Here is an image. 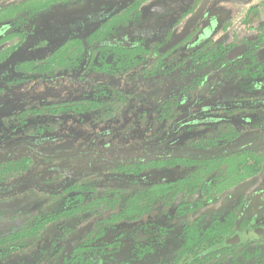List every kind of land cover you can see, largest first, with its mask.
Here are the masks:
<instances>
[{"label": "trees", "instance_id": "trees-1", "mask_svg": "<svg viewBox=\"0 0 264 264\" xmlns=\"http://www.w3.org/2000/svg\"><path fill=\"white\" fill-rule=\"evenodd\" d=\"M11 3L0 9V45L13 39L18 41L11 50V52L17 50L18 53L12 68L25 59L28 51L24 46L28 42L25 39L28 27L25 26L31 25L33 28H40L44 23L49 25L48 18L55 13L63 14L62 19L64 20L65 16H70L78 11L103 9L102 17L95 21L94 26L81 35L68 40L72 42L70 45L55 48L54 52L59 51L58 64L67 68L69 72L73 68L80 69L75 66L82 65L84 62L83 67L91 74L94 86L97 89L100 88V91H103L102 94L106 93L110 97L106 99V95L101 97L100 93L95 91L90 97L65 101L64 105L51 103L47 106L51 108L50 110L59 111L63 108L66 109V106L77 112H85L87 109L99 110L101 105L105 106L106 103H111L113 97L121 100L128 95L135 97L134 101L127 100L122 112L116 113L117 117H121L120 122L123 125L134 123L137 126L135 118L139 114H146L147 109L150 111L147 119H152L155 124L159 120L165 127L171 125L172 122L179 126V123H182L186 118L176 114L181 111V107L177 105H184V103L173 97L165 98V100L160 99L161 102H154L156 106L160 105L157 108H160L161 112L155 114L156 106L148 105L145 111L133 113L135 107H141L137 105L138 96L141 93L144 94V90L141 84L139 86L137 81L132 80L131 76L134 71H131L136 65L142 63L149 48L140 38L124 40L119 37L125 36V25L129 26L131 22L138 23L140 0H22ZM98 4H102L104 7H99ZM215 18L217 22L220 20L218 16ZM84 20L86 23L89 22L87 17H84ZM240 20L244 24L252 23L248 20L247 14L243 15ZM258 25L257 38L247 41L245 50L233 60L242 62L243 59L248 58L250 62H243L232 67L229 73L224 74V82L217 87V90L212 91L216 92L222 100L228 97L222 103L226 108L236 110V107L241 109L247 107L252 111L257 109L254 112L261 119L264 118V101L254 97L264 95V61H260L253 55L255 51L264 46V24ZM210 32L209 29L200 32L197 39L208 38ZM209 45H212L210 50L203 52L200 56H198L200 52L194 55L195 60L199 62L207 61L203 64L209 66V70L204 71L202 64L198 65L201 70L195 69L196 71L187 77L185 75L180 77L178 88L180 92L187 95L185 99L190 97L191 100H194L201 95L204 96L211 89L208 86L205 87L207 77L216 69L228 68L229 64L233 62L226 56L231 50L232 44H220L211 39ZM95 51L97 52L94 53ZM155 52L158 54L157 59H160L159 65L165 66L163 59L167 53L163 50ZM8 56L5 51H0V63ZM218 58L219 60L216 62ZM6 75L7 73L3 75L0 83ZM108 86L112 88V91L108 89ZM148 89L150 88L148 87ZM120 100L113 99L114 102L119 103ZM44 112L40 107H37L36 115L32 116L35 118L29 122L32 123L34 119H39L40 114ZM29 122L26 123L29 124ZM152 128L157 130L151 135L152 141L155 138H160L156 143L151 144V154L154 155L159 153L160 146L167 145L168 139L171 137L169 134L159 135L156 126ZM221 128L214 126L199 139H190V147L200 148L199 151L192 154L193 156L186 152H182L184 153L182 156L169 158L154 155V158L151 157L147 161L136 156L126 164L122 159L121 162L116 163L113 175L109 177L113 180L105 181L102 184H96V182L94 184L88 180L75 181L53 195L52 197L55 198L50 199V204L45 208H39L44 205V201L40 206L37 203L38 208L34 210L35 215L31 213L28 215L29 222L22 225L0 227V264H30L34 262L36 255L42 251L37 248L36 244L44 238V231L59 233V236L63 238L64 235L76 228L77 224L86 217L85 215L91 214L96 216L94 229L78 235L73 240V246L63 256V264H154L159 258L156 259L158 253L152 246L153 237L150 234L157 232L162 237L164 232L161 228L160 231L157 229L158 227L155 228L151 221L153 219L145 224L140 218L147 220L156 216L160 212L161 206H165L166 203L174 201L181 195L182 201L178 203L175 213L178 216L196 213L201 204L199 199H185L183 192L186 191V188L189 187L188 195L186 193L188 197L191 196L190 193L199 190H202L204 194L211 192L216 184L228 180L232 168L238 170L239 165L237 164L239 163L241 166L243 163L240 160L237 162L235 158H232L233 162L230 161L229 157L233 156L232 150L223 148L217 151L215 149L217 145H220L218 144L219 140L227 141L233 136V133L227 128ZM101 130V128L94 130L97 142L100 141ZM117 130L116 126L112 132H109L113 133V136L107 147L112 151L116 150L117 144L121 143L120 139L124 136L121 138L114 136ZM123 148L132 150L131 152L134 154L141 150L146 152V145L142 141L127 143ZM28 161L29 157L27 156L0 160V182L7 185L5 178L11 176L10 173L26 170L29 167ZM183 167L185 173H182L181 176L174 179V176L170 175L176 171L175 168L182 169ZM216 167L222 171L220 174L215 173ZM155 174H158L159 178L161 177L160 180L153 178L156 176ZM159 174L161 175L159 176ZM213 181H217L216 184ZM242 205L243 203H240L234 209L225 208L204 212L195 219L186 221L177 248L178 254L171 264H264V248H259L255 244L257 242L235 239L232 241L235 234L245 230L251 224L258 229L260 237H264V224L258 223V219L262 216L261 209L257 207L260 204L251 207ZM3 214L4 212L0 211V217ZM245 215H247V219ZM238 216L244 217L240 221ZM238 222L239 226H237ZM156 241H158L157 238H154V242ZM44 243L56 245L57 241L52 238ZM223 256H226L225 262L216 261Z\"/></svg>", "mask_w": 264, "mask_h": 264}, {"label": "rangeland", "instance_id": "rangeland-1", "mask_svg": "<svg viewBox=\"0 0 264 264\" xmlns=\"http://www.w3.org/2000/svg\"><path fill=\"white\" fill-rule=\"evenodd\" d=\"M18 1L22 0H0V9L9 6L11 2ZM220 1L225 4V8L222 18L218 22L214 16L194 27L186 23L187 21L191 23L190 20L192 21L194 17L187 19L186 22L181 21V26L177 27L179 40L176 43H178L179 48L187 47L189 44L184 38L185 34L189 33V36H191L197 28L210 27L211 23L209 38L214 41L217 40L221 44H232L231 50L226 54L227 58L233 61L242 54V51L245 50V44H247L245 38L256 36L257 30L255 29L259 28L258 24L262 22L264 16L261 13H251L252 23L250 25L242 24L240 18L246 13H236L229 16L227 12L230 10L231 0ZM247 5L245 3L244 9ZM66 23L63 22V24ZM146 29L150 28L146 27ZM159 31L156 35L159 34ZM35 35L31 33L29 38L32 39ZM69 36L65 35L64 37L44 40L40 44L33 43L31 47L29 46L25 59H22L16 70H12L7 75L5 82L0 85V160H10L20 156L29 157V167L26 170L14 174L10 173L11 176L5 178L7 185L0 182V211L4 212L0 217V227L25 224L30 221L28 215L30 213L34 214V210L38 208L37 203L40 206L44 201V205L39 208H45L50 204L49 200L55 198L52 197L53 195L75 181L88 180L94 182V184L95 182L96 184L109 182L113 180L109 177L113 175V168L116 163L121 162L122 159L125 164L132 161V150L127 148L118 150L116 148L115 151H112L107 147L113 136V133L109 132H112L113 128L121 123V117H117L118 114H116L122 112L120 103L112 104V106L111 103L107 105L111 106L113 110L112 114L107 117H100L99 115L94 118V114L89 113L93 117L91 121H84L89 120L87 116L81 115L80 118L75 110L66 109L61 112H53V114L43 113L44 115L41 114L39 120L34 119L32 123L29 122L35 118L31 117V114H34V108L39 102L75 101L81 97L91 96L90 89L84 88V85L91 81L87 71L81 70L78 74L68 72V76L63 77L54 73L56 68L48 69L51 66L49 61L51 51L57 46L58 42H60L59 45L66 46L68 43H64L63 38ZM152 36L155 35H150L151 39H154L155 37ZM195 39L196 37L193 41ZM192 42H190L191 45ZM13 45L14 41H7L0 45V51H5L11 55L10 49ZM253 55L260 61H264V46L255 51ZM243 62L250 61L248 58L243 59L242 62L233 61L229 64L226 72L229 73L232 67ZM25 84L26 86H24ZM149 85L151 84L147 83L146 87L148 88ZM108 89L112 91L110 86H108ZM186 96L181 95L177 99L184 105H177L181 107V111L176 114L186 117L182 123H179V126L172 122L171 125L165 127V125L162 126L161 121L157 120V124L149 123L151 126L147 130L148 123L145 125L147 118L146 114L143 113L139 116L144 117L146 120L140 121L139 125L142 122V125L145 126L139 127L140 129L137 128L136 131L131 128L133 124L129 123L124 128L120 126L114 136L120 138L123 135H125L123 137L129 136L128 139L122 140L125 144L140 140L152 141L151 135L157 131L152 127L156 126L159 135L169 134L173 139L174 157L184 155L182 152L193 156L192 154L199 151L200 148L190 147V139H199L201 135L209 132L214 126L219 129L221 127L227 128L233 133L232 138L227 139V141L219 140L218 144L220 145H217L215 149L217 151L223 148L232 150L233 156L229 157L230 161L233 162L232 158H235L237 162L242 161L243 165L240 166L238 163V170L234 168L231 171L229 170L230 175L227 181L220 184L213 181L216 185L211 192L204 194L202 190H199L190 193L191 196L188 197L186 193L188 195L189 187L186 188V191L183 192L185 199H199L201 205L196 213L184 216H178L175 213L178 203L182 201V195L180 194L181 196L174 201L161 206L160 212L156 216L147 219L149 222L153 219L151 221L155 228H161L165 234L162 237L157 232L150 234L153 237L152 246L158 253L156 259L159 258L154 264H171L174 262L173 260L178 254L177 248L181 240L184 223L195 219L201 213L225 208L234 209L240 203H243V207L260 204L257 207L261 209L262 216L258 219V223L264 224V118L259 119L254 112L257 109L252 111L247 107L243 109L236 107V110L226 108L222 103L228 97L222 100L214 91L209 90L204 96H199L196 99V105L191 103L193 101H189L191 100L190 97L185 99ZM260 96L262 95L254 97L264 101V95ZM127 98V100H130L129 102L134 101V97L133 99ZM147 100L148 98H144L145 102ZM157 112H161V109L157 108L155 114ZM102 114H104V111ZM26 122H29V124ZM98 128L102 129L99 142L96 141V136H94V130ZM138 134H142L141 137H138L140 140L136 137ZM159 139L155 138L153 141L156 143ZM184 140L187 142L186 144L183 143ZM150 144L147 155L141 154V159L144 158L145 161L150 156L154 157L149 150ZM159 153L157 155L163 157L164 150ZM183 171L184 167L182 169L177 168L174 173L175 178L185 173ZM214 171L216 174L222 172L218 167ZM153 178L160 180L161 177L154 176ZM85 216L76 228L64 235L63 238L59 236V233L44 231V238L36 244L37 248L42 249L41 254L38 253L34 262L30 264H63V256L73 246V240L78 235L94 229L95 214ZM238 217L241 221L244 216ZM245 217L248 218L247 215ZM140 219L145 224L148 222L142 218ZM237 226H239V222ZM254 233L257 237L251 240L257 242L255 244L259 248H264V237H260L257 229ZM52 238L57 241L56 245L51 244V246L44 243V241ZM154 238H157L158 241L154 242ZM225 257H219L216 261L223 263Z\"/></svg>", "mask_w": 264, "mask_h": 264}, {"label": "flooded vegetation", "instance_id": "flooded-vegetation-1", "mask_svg": "<svg viewBox=\"0 0 264 264\" xmlns=\"http://www.w3.org/2000/svg\"><path fill=\"white\" fill-rule=\"evenodd\" d=\"M141 1V5L139 7V20L137 24H134L133 22L130 23L129 26L124 27V33L125 36H120V39H135V37L140 38L143 40V43H145V45L149 48V52L147 54H145V57L142 60L141 64H138L134 67V70H132L131 72L134 71V74H132V80L137 81L138 85L141 87H143L144 90V94H140L138 96V107H135V111L133 113H135L136 111H145L147 109L148 105H155L154 102H161L160 99L165 100V98H176L179 99V97H181V95H185V93L180 92L179 91V83H180V77L182 75H185L186 77L191 74L193 71L197 70H201L200 66L198 65H202L203 63L207 62V61H201L199 62L198 60H195L194 55L195 53L197 54V52H200L198 56H200L203 52L210 50L212 45H209V41L212 39L205 38V39H197V36L200 32L207 30V29H211L209 26L203 27V29H201L200 27L197 28L196 32L191 34V36H189V33L185 34L184 38L185 40H187L189 42L188 46L186 47H180L178 46L177 40H179V35H178V30L177 27L181 26V21L184 20V22H186L187 19L194 17V19L188 23V21L186 22L187 24H189L191 27H194L195 25H198L200 22L205 21L206 19H208L209 17H215L218 16L221 20L222 18V13H224V8H225V4L222 3L220 0H140ZM231 6H230V10H228L227 13H229V16H233L236 13H246L248 15V20L250 22V14L256 10L258 7H264V1L261 0L259 2H257V0H231ZM245 3H247V7L246 9H244ZM103 4V3H102ZM102 4H98L99 7H104L102 6ZM243 4V5H242ZM242 5V7H241ZM97 9V10H96ZM95 10L93 9H88V10H84V11H78L70 16H65V19H62V15L61 13H55L54 15H51L48 20H49V25L47 24H43L45 26V28H43L44 26L42 25L40 28H33L31 27V25H27L25 26L26 28L28 27V29H26V37L25 39L28 41L26 43L25 48L28 49L29 51V46L31 47L33 43H37L40 44L42 43L44 40H50L53 38H59V37H64L65 35H70L67 40H65L66 38H63V41H65L64 43H68L66 46L70 45V40L72 37H76L78 35H81L84 31L90 29V27L95 25V21H98L101 17H102V13L103 9H98L96 8ZM244 9V10H243ZM243 10V11H242ZM233 13V14H231ZM212 14V15H211ZM244 14V15H246ZM208 16V17H207ZM84 17H87V20L89 21L88 23L85 22ZM182 18V19H181ZM195 20V22H194ZM63 22H67L66 24H63ZM62 23V25H61ZM240 23L244 24L243 22L240 21ZM263 23V22H260ZM259 23V24H260ZM264 24V23H263ZM211 25V23H210ZM30 26V27H29ZM146 27L150 28V29H146ZM255 29V28H254ZM160 30V31H159ZM258 30V29H255ZM157 31H159V34L156 35ZM36 34L34 37L29 38V34ZM130 36H127V35ZM196 34V35H195ZM256 36L255 37H248L245 38V40L247 41H253L257 38V33H255ZM150 35H155L152 37H155L154 39H151ZM194 37H196V39L193 41ZM208 39H210L208 41ZM213 40V39H212ZM10 41H14V45L13 47L16 45V42L18 43V41L10 40ZM193 41V42H192ZM216 42L220 43L219 41L215 40ZM190 42H192V45L190 44ZM5 43V42H4ZM60 42H58L57 46H55L53 48V50L51 51V57H50V64L51 66L48 67V69H55L54 73L59 74L58 76H63L66 77L68 76V70L67 68H63L62 66H60L58 64L59 61V51L58 52H54L55 48H59V47H66L63 46L62 44L59 45ZM126 44V43H123ZM130 44V43H128ZM245 44V43H244ZM162 45V46H161ZM13 47L10 49L12 50ZM159 47H163V48H159ZM24 48V47H22ZM246 48V44L245 47ZM243 48V50H244ZM22 50V49H20ZM157 50H163L165 51V53H167V56L164 57L163 59V64L165 66L159 65L160 64V59L158 60V54L155 52ZM17 51V50H16ZM11 52V55H8L10 57H8L7 59H5L3 62L0 63V80L3 77V75L5 73H7V75L9 73H11L12 70H16L17 66L15 65L14 68H12V64L16 58V55L18 54L17 52ZM27 51V52H28ZM4 52V51H2ZM26 52V55H27ZM97 51H95L94 53H96ZM243 52V51H242ZM219 60L216 59V62ZM209 61V60H208ZM197 64V65H196ZM203 70L204 71H208L209 70V66H206V64H203ZM84 66V62H82V65L79 64L78 66L75 67H79L80 69H72L71 72L73 74H78L79 72H81V70H85L88 73L89 79L91 80L88 84L84 85V88L90 91V94L93 95V93L95 91H98L102 97V95H106V99H108L110 96L107 95L106 93L102 94L103 91H100V88L97 89L94 86V83L92 82L91 79V74L88 72V70L86 68L83 67ZM226 69L227 68H219L214 70L213 73H211L208 77H207V85L205 87H210L211 91L212 90H217V87L222 84L225 80L224 74H226ZM66 72V74H65ZM130 72V71H128ZM1 81L0 85L5 82L6 77ZM13 82V81H11ZM151 84L149 85L148 89L146 87V84ZM21 84V83H20ZM92 88H91V86ZM26 86V84L24 85ZM94 91H92V90ZM93 92V93H91ZM209 92V90H208ZM202 96V95H201ZM127 97H130L133 99V97L126 95L125 97L118 99L113 97V99L115 100H120V104H121V108L120 110L124 109L126 103H127ZM135 98V97H134ZM144 98H148L147 102L144 101ZM197 99V98H196ZM196 99L191 100L193 102V104L196 105ZM130 101V100H129ZM38 103V102H37ZM51 103H56V104H62L64 105L63 102H51ZM49 103H42L39 102L35 109L34 114L37 112V107H40L42 110H44V113H48L49 114H53V112H61L63 110L66 109H72V108H67L66 109L63 108L59 111H53L50 110V107H47ZM119 102H111V106L112 104H118ZM36 104V103H35ZM110 105V103H106L105 106L101 105V107L98 109H87L85 110V112H77L79 115L82 114L84 116H87L89 120H84V121H91L93 119V117L89 114V113H94V118H97L99 115L100 117H107L108 115L112 114V107L111 106H107ZM33 106V105H32ZM145 106V108H144ZM156 106V105H155ZM65 107V106H64ZM109 107V108H107ZM157 107H160V105H157ZM104 111V114H102ZM101 113V114H100ZM148 113H150V111L147 109L146 111V118L148 117ZM34 114H31L32 116ZM96 114V115H95ZM139 114V113H138ZM36 115V114H35ZM41 115V114H40ZM42 115H44L42 113ZM140 115V114H139ZM137 115V117L135 119H137V126L133 124V126L131 127L133 130H138L137 128L139 127H143L145 126L147 123V130L150 128V124H153L152 119L149 120L147 119V122H145V125H142V122L139 125L140 121H145L146 119L144 117L141 118V116ZM31 116V117H32ZM136 116V115H135ZM41 118V117H40ZM39 118V119H40ZM36 119V120H39ZM129 124H125L123 125L122 123H120L117 126V129H120L119 127L122 126L123 128L125 126H128ZM162 126H164V124H162ZM140 129V128H139ZM159 129H161V127H159ZM125 136V135H124ZM142 134H138L136 135V137H141ZM165 136V135H164ZM135 137V138H136ZM129 136L123 137L121 138V143L117 144V149H124L123 146H126V144L122 141L123 139H128ZM140 139V138H138ZM142 142H144V144L146 145V152H143L144 150H141V152H138L136 154H134L132 152V159H134L133 157H139L141 159V154L143 155H147L148 152V148H149V144H154L155 142L152 141H144V140H140ZM169 141V142H168ZM168 143L167 145L165 144L164 147H161L158 149L159 152H161L162 150H164V154L163 157H167L168 156L172 157L174 156L173 153L175 154V150L173 147V139H168ZM184 144H186L187 142H183ZM125 144V145H124ZM150 144V145H151ZM189 146L190 143H189ZM150 152H151V147H150ZM166 153V155H165ZM139 154V155H138ZM160 154V153H157ZM154 154V155H157ZM153 155V154H152ZM151 158V156L149 157V159ZM154 158V157H152ZM143 161V159H141ZM177 171V168H175ZM159 173V172H156ZM175 172H172V174H170L171 176H174ZM155 177H158V174H155ZM161 175V174H159ZM175 179V176H174ZM149 223V221L147 222V224ZM257 223V222H255ZM255 225L251 224L250 226H248L245 230L243 231H239V233L242 232H246V231H250L251 235L252 232L256 229L254 228ZM258 230V229H257ZM160 231V228H159ZM163 231V230H162ZM235 234L232 241L235 240H240L242 241V239H240L239 235ZM165 235V234H164ZM253 236V235H252ZM256 236V235H255ZM254 237V236H253ZM254 239V238H252ZM251 239H244L243 241H249ZM252 241V240H251Z\"/></svg>", "mask_w": 264, "mask_h": 264}, {"label": "water", "instance_id": "water-1", "mask_svg": "<svg viewBox=\"0 0 264 264\" xmlns=\"http://www.w3.org/2000/svg\"><path fill=\"white\" fill-rule=\"evenodd\" d=\"M254 232H255V230L252 232V235L254 237L251 235V233H250L249 230L246 231V232L239 233L238 235H239L240 239H242V240H244V239H252V238L257 237V236H255V233Z\"/></svg>", "mask_w": 264, "mask_h": 264}, {"label": "crops", "instance_id": "crops-1", "mask_svg": "<svg viewBox=\"0 0 264 264\" xmlns=\"http://www.w3.org/2000/svg\"><path fill=\"white\" fill-rule=\"evenodd\" d=\"M261 0H257L259 2ZM264 1V0H263ZM252 13H261L264 16V7H258L256 10H254ZM264 23V19L261 20Z\"/></svg>", "mask_w": 264, "mask_h": 264}]
</instances>
